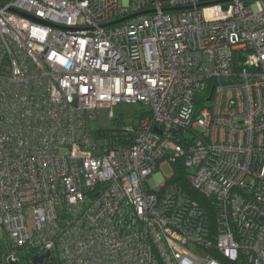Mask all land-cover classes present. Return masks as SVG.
<instances>
[{
	"label": "built area",
	"instance_id": "2783aa9c",
	"mask_svg": "<svg viewBox=\"0 0 264 264\" xmlns=\"http://www.w3.org/2000/svg\"><path fill=\"white\" fill-rule=\"evenodd\" d=\"M47 252L264 264V0H0V264Z\"/></svg>",
	"mask_w": 264,
	"mask_h": 264
},
{
	"label": "trees",
	"instance_id": "16d2710c",
	"mask_svg": "<svg viewBox=\"0 0 264 264\" xmlns=\"http://www.w3.org/2000/svg\"><path fill=\"white\" fill-rule=\"evenodd\" d=\"M203 2H206V1H211V2H214V1H220V0H202ZM147 112L146 111H143L142 109L141 110H138L135 112V116L137 117H140L144 114H146ZM126 120L127 118H124V116H120L118 119H116V117H113V121H114V124L113 126L111 127H107V128H97V127H94V132L96 135H102L104 131H110L112 132V135H121L123 134V131L122 129H124V126L126 124ZM176 166V171L173 175V179L177 180L178 182H180L181 184H183L185 186V188L195 197L197 198L201 203L203 204H208V201L206 200L205 196L203 194H201L200 192L194 190L187 178H186V169L185 167L183 166V161L179 160L177 162V164H175Z\"/></svg>",
	"mask_w": 264,
	"mask_h": 264
},
{
	"label": "rangeland",
	"instance_id": "374dc122",
	"mask_svg": "<svg viewBox=\"0 0 264 264\" xmlns=\"http://www.w3.org/2000/svg\"><path fill=\"white\" fill-rule=\"evenodd\" d=\"M141 108V104L138 103H121L114 108L116 119L120 116H124V118H131L136 111ZM128 120V119H127ZM93 126L97 128H107L111 127L114 124L113 118L109 116L108 108H103L99 111L97 118L93 121ZM163 170H159L157 173L158 177H160L163 172L170 176L173 172L172 167L169 163H164L162 165Z\"/></svg>",
	"mask_w": 264,
	"mask_h": 264
},
{
	"label": "water",
	"instance_id": "95a60500",
	"mask_svg": "<svg viewBox=\"0 0 264 264\" xmlns=\"http://www.w3.org/2000/svg\"><path fill=\"white\" fill-rule=\"evenodd\" d=\"M133 15H135V14H133ZM133 15H127V16H124V17H122V18L116 19V20H114V21H112V22H116V21H119V20H123V19L128 18V17L133 16ZM48 254H49V253L47 252V253L42 254V255H34V257H33V261H32V262H29V263H27V264H34V263H38V262H39V263H42L44 257L48 256ZM11 263H12V264H15L13 261H11Z\"/></svg>",
	"mask_w": 264,
	"mask_h": 264
}]
</instances>
